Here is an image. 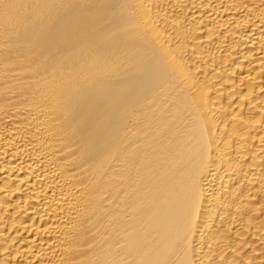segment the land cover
Here are the masks:
<instances>
[{
    "label": "bare ground",
    "instance_id": "obj_1",
    "mask_svg": "<svg viewBox=\"0 0 264 264\" xmlns=\"http://www.w3.org/2000/svg\"><path fill=\"white\" fill-rule=\"evenodd\" d=\"M0 264H264V0H0Z\"/></svg>",
    "mask_w": 264,
    "mask_h": 264
}]
</instances>
